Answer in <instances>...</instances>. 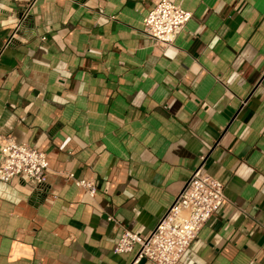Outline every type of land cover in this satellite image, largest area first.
Here are the masks:
<instances>
[{"label":"crops","instance_id":"1","mask_svg":"<svg viewBox=\"0 0 264 264\" xmlns=\"http://www.w3.org/2000/svg\"><path fill=\"white\" fill-rule=\"evenodd\" d=\"M158 1L0 0V131L48 157L41 193L0 182V264H130L123 230L200 166L227 200L178 264H264V0H173L193 17L169 48Z\"/></svg>","mask_w":264,"mask_h":264},{"label":"built area","instance_id":"2","mask_svg":"<svg viewBox=\"0 0 264 264\" xmlns=\"http://www.w3.org/2000/svg\"><path fill=\"white\" fill-rule=\"evenodd\" d=\"M193 13L173 0H159L144 18L147 34L156 45L172 47ZM204 159V157L202 158ZM74 183L91 196L97 192L95 181L76 178ZM19 178L41 193L48 181V157L38 147L19 142L0 131V182ZM225 183L196 168L170 207L148 234L125 228L114 247L118 255L133 254L130 264L143 259L152 264H178L211 216L226 202Z\"/></svg>","mask_w":264,"mask_h":264}]
</instances>
